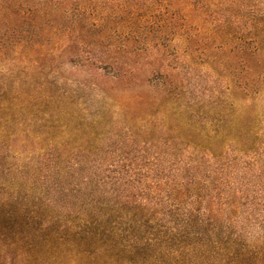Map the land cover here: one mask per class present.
<instances>
[{"label": "trees", "instance_id": "1", "mask_svg": "<svg viewBox=\"0 0 264 264\" xmlns=\"http://www.w3.org/2000/svg\"><path fill=\"white\" fill-rule=\"evenodd\" d=\"M2 1L9 7L0 12L16 21L13 45L10 37L3 38L7 28L0 27L2 58L21 44L32 50L42 45L44 31L33 20L38 4L46 15L48 2H66ZM126 3L129 17H120V23L125 20L131 30L125 38L144 23L130 18L141 9L137 0ZM259 4L264 0H158L155 10L163 18L154 21L160 34L150 38L156 41L150 45L167 46L176 36L196 38L205 23L218 18L260 21L264 7ZM58 13L73 23L83 16L81 31L94 25L84 14L93 16L95 9L75 4ZM25 23L36 31L25 35ZM195 43L197 50L205 41ZM263 49L264 31L236 37L225 51L236 62L220 68V89L201 88L189 79L178 82L155 70L138 88L126 85L123 91L132 99L157 105L142 110L149 120L141 124L143 117L141 126L115 133L116 144H64L46 139V130L27 142L31 132L19 136L10 129L17 101L2 102L0 264H264ZM68 63L93 68V58L80 52ZM125 75L119 70L110 78ZM43 85L44 95L52 98ZM68 93L71 101L64 105L54 96L63 111L73 104L63 90ZM162 107L171 108L177 120L155 135V124L146 122ZM37 120L59 126L54 114Z\"/></svg>", "mask_w": 264, "mask_h": 264}, {"label": "rangeland", "instance_id": "2", "mask_svg": "<svg viewBox=\"0 0 264 264\" xmlns=\"http://www.w3.org/2000/svg\"><path fill=\"white\" fill-rule=\"evenodd\" d=\"M126 1L66 0L56 5L54 2H48L49 12L46 15H43V3L37 5L38 12L33 16V20L35 19L38 28L44 31L39 37L42 45L32 50L21 44L4 54L3 58L0 57V108L4 104L2 102L17 101L16 106L12 105L14 119L10 126L16 135L23 136L22 132L28 130L31 132V136L25 137L28 142L34 134L46 130L50 134L46 139L52 136V139L55 137L56 141L64 144H116L115 133L140 125L144 117L141 113L157 105V102L146 103L148 100L140 102L132 99L123 91L126 85L135 84L138 88L137 84L140 85V82L155 70L162 74L168 73L178 82L189 79L201 88L216 85V88L220 89L224 82L219 74L220 68L224 62H236L225 55L232 41L241 35L251 37L264 31V15L261 12L260 21H251L245 17L226 18L229 20L226 24L223 22L226 19L218 18L212 25L205 23L206 27L196 38L191 36L189 40L176 36L167 46H151L150 44L156 41H149L150 38L160 34L154 21L158 22L163 18L158 16L155 10L158 0H137L141 9L130 18L144 23H139L138 26L136 24L134 35L127 36V39L123 35L131 29L125 20L120 23V17L128 16L125 10ZM25 2L26 6L32 5L29 0ZM75 4L95 9L93 16L84 14V20L93 18L94 25L89 29L86 27L81 31L83 16L78 23H73L68 15H59L58 9L71 8ZM261 5L263 4L258 7ZM1 7H9L8 2L2 1ZM0 16H3L0 17V27L7 28L3 38L10 37L7 42H12L13 45L15 40L11 37L12 25L16 21L3 12H0ZM149 19L151 20L147 24ZM25 24L28 26V23ZM149 25L152 28L149 29ZM33 26L34 24H30L27 27L29 33L25 35L36 31ZM57 26H60L58 31ZM146 37L149 39L145 40ZM195 41H205L206 45L201 44L195 50ZM77 52L82 56H91L93 68L72 67L68 59ZM262 53L264 54V49ZM119 70L127 75L119 80L111 79L110 74ZM163 79L164 75H161L160 80ZM42 84L43 88L47 87L53 94L52 98L44 95L46 91L41 90ZM63 90H68L74 98L73 104L67 108L68 113L67 109H59L53 102L56 98L60 100L58 104L62 105L71 101L69 93L63 95ZM17 106L23 109L18 111ZM161 110L152 122H146L147 126L155 124V135L162 133L177 120L171 108L167 107L165 110V107H162ZM50 114L57 116L59 126L45 127V123L37 120ZM147 120L149 115L144 117L141 124ZM163 120H166L164 125ZM182 127L189 130L186 126Z\"/></svg>", "mask_w": 264, "mask_h": 264}]
</instances>
